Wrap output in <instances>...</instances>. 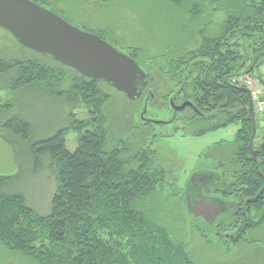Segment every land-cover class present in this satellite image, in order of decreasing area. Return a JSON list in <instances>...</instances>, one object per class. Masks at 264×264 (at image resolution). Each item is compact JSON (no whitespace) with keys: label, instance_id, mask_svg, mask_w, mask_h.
<instances>
[{"label":"trees","instance_id":"trees-1","mask_svg":"<svg viewBox=\"0 0 264 264\" xmlns=\"http://www.w3.org/2000/svg\"><path fill=\"white\" fill-rule=\"evenodd\" d=\"M34 1L43 6L51 2ZM242 1L244 6L240 10L224 8L225 18L221 23L214 22L213 11L208 12L209 6L205 5V2L216 4L223 11L219 0H202L191 9L186 14L189 22L185 28L189 31H182L183 38L195 33V43L191 45L182 46L179 37H175L178 42L173 47L163 46L157 54L147 53L144 45L132 48L113 45L144 66L155 68L157 93L162 98L191 101L199 109L201 114L187 106L172 121H185L181 120L186 134L199 136L237 124L242 148L250 149L254 129L257 130L256 115L250 110L248 90L234 85L232 78L246 72L250 76L264 63V0ZM97 33L108 40L107 33ZM176 48L179 51L172 50ZM13 71L16 75L12 76L11 90L42 84H49L55 90L65 80L64 75H58V68L39 60L0 57V75H10ZM258 80L264 84L262 77ZM98 83V79L79 75L74 78L72 88L83 89L87 102L99 107L102 89L97 87ZM93 125L80 122L77 126L60 127L30 145L34 157H50L58 182L47 215L30 208L23 194L5 191L3 184L7 180L0 177V232L7 226L3 220L6 213L13 219L10 224L15 223L19 229V234H10V238L1 232L0 238L17 242L19 250L40 264H198L183 238H177L166 224L149 220L138 206L142 197H150L155 190L165 189L176 179L174 172L156 159L151 137L163 134L151 128L154 124H137L127 133L130 139L121 148L107 150L105 122L101 119L99 125ZM4 126L9 136H0L11 145V135L30 141L32 122L22 115H14ZM71 130L80 136L75 151L67 146ZM213 149H230V146L215 145ZM22 211L26 217H34L25 227L20 222ZM205 238L208 240L206 234ZM59 259L62 261L56 262Z\"/></svg>","mask_w":264,"mask_h":264},{"label":"rangeland","instance_id":"rangeland-1","mask_svg":"<svg viewBox=\"0 0 264 264\" xmlns=\"http://www.w3.org/2000/svg\"><path fill=\"white\" fill-rule=\"evenodd\" d=\"M201 2L202 0H51L50 3H45V7L86 31L107 33V41L111 44L131 48L144 45L147 53L157 54L163 46L169 49L179 40L182 46L195 43V33L191 35L188 33V36L183 38L182 31H189L185 28L187 21L189 22L186 14L198 7ZM219 2L223 11L216 4L210 5L209 2H205V5L209 6L208 12L213 11V20L217 23L224 20L226 8L233 11L240 10L244 6L242 0H219ZM175 37H179L178 41ZM172 50L179 51V48ZM0 57L39 60L46 65L58 68V75L65 77L60 85L55 86V90L49 84L11 90V79L16 72L13 71L6 76L0 75V135L9 136L4 125L16 114L30 120L33 127L29 142L11 135L20 172L16 176L6 178L7 181L3 187L9 193L23 194L29 207L44 216L51 210L58 182L50 166V157L48 155L34 157L31 154L30 145L52 135L60 127L77 126L80 122H84L87 126H94L93 124L99 125L102 119L108 130L106 149H119L125 141L130 139V137L127 138V133L140 120L139 115L144 108L146 96L135 102L130 101L125 94L99 80L97 87L103 91L99 90L102 94L101 106L90 104L83 96V89L77 91L72 88L74 78L81 75L80 73L59 64L51 56L37 53L21 45L3 27H0ZM148 67L155 73V82L152 85L154 98L149 102L147 115L155 120L168 121L171 119V113L167 108L168 104L164 103L162 96L157 93V72L155 68ZM250 77L262 85L263 83L258 79L259 77L264 79V63H260ZM59 93L61 94L58 95ZM135 112H137V119L133 117ZM259 116V124L263 125L264 114ZM181 120L151 127L156 133L163 134L161 137H151L156 148V159L167 169H171L176 179L165 189L160 187L155 190L150 197H142L138 206L149 220L166 224L177 238H183L193 251L198 264H264V248H255L254 242L238 248L231 246L225 250L217 241L206 240L202 218L188 212L186 199H184L188 180L192 178L196 169L204 168L209 148L221 140L234 141L239 126L232 124L195 136L184 132L181 126L185 121ZM79 137L74 130L68 133L67 146L70 151H75L79 146ZM139 143L140 146L143 145L140 139ZM128 144L133 143L128 142ZM109 188L111 189V186ZM25 212L28 213L26 210ZM25 212L22 211L23 216H20V222L24 227L33 217H26ZM3 220L7 226L1 232L7 234L6 237L10 238V234L13 233L19 234L15 223L10 224L13 219L8 213ZM16 243H11L8 238L6 240L0 238V264H40L19 250ZM22 248L26 249V247ZM55 252L58 254L57 249ZM61 261L59 259L56 262Z\"/></svg>","mask_w":264,"mask_h":264},{"label":"water","instance_id":"water-1","mask_svg":"<svg viewBox=\"0 0 264 264\" xmlns=\"http://www.w3.org/2000/svg\"><path fill=\"white\" fill-rule=\"evenodd\" d=\"M0 27L11 33L21 45L51 56L83 76L106 81L129 100L139 99L148 84L155 80L152 71L131 55L99 34L71 24L34 0H0ZM171 104L176 111L192 106L190 101L175 105L172 100ZM250 110L254 115L252 104ZM151 121L156 124L164 122L155 119ZM19 172L20 165L14 147L0 136V177L9 178ZM197 176L198 172L193 174L186 188L189 213L193 210L188 190ZM204 202L202 199L199 201L201 207ZM195 212L197 216H206L203 211Z\"/></svg>","mask_w":264,"mask_h":264},{"label":"flooded vegetation","instance_id":"flooded-vegetation-1","mask_svg":"<svg viewBox=\"0 0 264 264\" xmlns=\"http://www.w3.org/2000/svg\"><path fill=\"white\" fill-rule=\"evenodd\" d=\"M154 82L149 83L142 96L133 101L146 96L144 108L139 115L140 120L134 125L154 124L151 121L153 118L147 115L150 99L154 98L152 91ZM172 100L162 98V101L168 104L166 107L171 113V119L168 121L177 120L185 111H176L172 107ZM173 101L175 105L185 102ZM188 107L201 114L198 108ZM133 117L137 119V112ZM259 118L260 116L256 115L257 130L255 134L253 133L250 149L242 148L237 132L232 142L225 140L216 142L209 148L204 168L194 171L193 174L198 172V176L189 186L188 194L193 210L191 214L197 216L195 210L203 211L206 216L197 217L202 218L204 233L209 240L217 241L225 250L231 246L238 248L250 245L251 242H254L255 248H264V148H262L264 124H259ZM213 131L215 130L209 132ZM222 144H228L230 149H213L215 145ZM201 199L205 201L202 207L199 203Z\"/></svg>","mask_w":264,"mask_h":264},{"label":"built area","instance_id":"built-area-1","mask_svg":"<svg viewBox=\"0 0 264 264\" xmlns=\"http://www.w3.org/2000/svg\"><path fill=\"white\" fill-rule=\"evenodd\" d=\"M233 83L246 86L251 90L252 98L259 113H264V86L257 81L247 80L243 77H235Z\"/></svg>","mask_w":264,"mask_h":264},{"label":"bare ground","instance_id":"bare-ground-1","mask_svg":"<svg viewBox=\"0 0 264 264\" xmlns=\"http://www.w3.org/2000/svg\"><path fill=\"white\" fill-rule=\"evenodd\" d=\"M242 77L244 78V79H247V80H252V81H254L250 76H248V73L246 72V73H244L243 75H242ZM192 106H194L193 104H192ZM187 107V106H186Z\"/></svg>","mask_w":264,"mask_h":264}]
</instances>
